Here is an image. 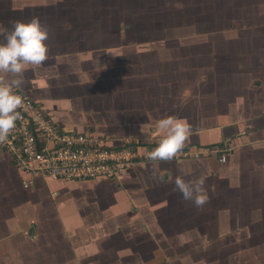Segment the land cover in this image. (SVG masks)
I'll return each instance as SVG.
<instances>
[{
    "label": "crops",
    "instance_id": "crops-1",
    "mask_svg": "<svg viewBox=\"0 0 264 264\" xmlns=\"http://www.w3.org/2000/svg\"><path fill=\"white\" fill-rule=\"evenodd\" d=\"M33 16L49 58L17 90L139 157L68 181L0 149V264H264V0H0L9 29ZM167 116L192 125L191 155L150 161ZM178 175L204 180L203 207Z\"/></svg>",
    "mask_w": 264,
    "mask_h": 264
},
{
    "label": "built area",
    "instance_id": "built-area-1",
    "mask_svg": "<svg viewBox=\"0 0 264 264\" xmlns=\"http://www.w3.org/2000/svg\"><path fill=\"white\" fill-rule=\"evenodd\" d=\"M14 92L23 97L24 107L18 109L21 118L0 149L29 177L110 181L119 178L138 159L137 143H109L90 132L65 127L25 92ZM190 155L183 150L176 158ZM224 159L225 154H221L219 160Z\"/></svg>",
    "mask_w": 264,
    "mask_h": 264
},
{
    "label": "clouds",
    "instance_id": "clouds-1",
    "mask_svg": "<svg viewBox=\"0 0 264 264\" xmlns=\"http://www.w3.org/2000/svg\"><path fill=\"white\" fill-rule=\"evenodd\" d=\"M49 34V27L38 16L27 22L15 21L10 29L0 24V144L8 141L21 118L18 109L24 107L23 97L14 89L25 83L24 74L29 66L39 68L49 58ZM157 130L163 137L159 145L147 153L150 161H172L192 136V125L176 116L160 119ZM175 189L185 201H191L197 208L208 202L202 178L186 180L183 175H178Z\"/></svg>",
    "mask_w": 264,
    "mask_h": 264
},
{
    "label": "trees",
    "instance_id": "trees-1",
    "mask_svg": "<svg viewBox=\"0 0 264 264\" xmlns=\"http://www.w3.org/2000/svg\"><path fill=\"white\" fill-rule=\"evenodd\" d=\"M165 17H168V16H165Z\"/></svg>",
    "mask_w": 264,
    "mask_h": 264
},
{
    "label": "rangeland",
    "instance_id": "rangeland-1",
    "mask_svg": "<svg viewBox=\"0 0 264 264\" xmlns=\"http://www.w3.org/2000/svg\"><path fill=\"white\" fill-rule=\"evenodd\" d=\"M109 182V181H108Z\"/></svg>",
    "mask_w": 264,
    "mask_h": 264
}]
</instances>
